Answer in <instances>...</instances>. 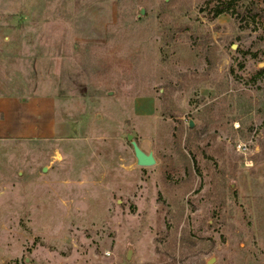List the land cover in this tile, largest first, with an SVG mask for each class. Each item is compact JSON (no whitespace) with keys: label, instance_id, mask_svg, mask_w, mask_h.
<instances>
[{"label":"rangeland","instance_id":"rangeland-1","mask_svg":"<svg viewBox=\"0 0 264 264\" xmlns=\"http://www.w3.org/2000/svg\"><path fill=\"white\" fill-rule=\"evenodd\" d=\"M0 94L66 99L0 139V264H264V0H0Z\"/></svg>","mask_w":264,"mask_h":264},{"label":"crops","instance_id":"crops-1","mask_svg":"<svg viewBox=\"0 0 264 264\" xmlns=\"http://www.w3.org/2000/svg\"><path fill=\"white\" fill-rule=\"evenodd\" d=\"M87 41H96L105 30L107 18L103 13H90ZM66 100L59 94H0V139L52 138L61 135L57 105ZM73 100H77L76 98Z\"/></svg>","mask_w":264,"mask_h":264},{"label":"water","instance_id":"water-1","mask_svg":"<svg viewBox=\"0 0 264 264\" xmlns=\"http://www.w3.org/2000/svg\"><path fill=\"white\" fill-rule=\"evenodd\" d=\"M140 13H143V10H140ZM192 121H189V126H192ZM127 140H129L133 154L136 159V164L140 166H149L155 163V158L151 152L145 153L138 143L133 139V135L128 133L126 135ZM44 169V168H43ZM129 257V252L127 253V258Z\"/></svg>","mask_w":264,"mask_h":264},{"label":"built area","instance_id":"built-area-1","mask_svg":"<svg viewBox=\"0 0 264 264\" xmlns=\"http://www.w3.org/2000/svg\"><path fill=\"white\" fill-rule=\"evenodd\" d=\"M236 149L242 154H247L250 152L249 145L245 142H238L236 144Z\"/></svg>","mask_w":264,"mask_h":264},{"label":"trees","instance_id":"trees-1","mask_svg":"<svg viewBox=\"0 0 264 264\" xmlns=\"http://www.w3.org/2000/svg\"><path fill=\"white\" fill-rule=\"evenodd\" d=\"M222 12H224V9H223V8H218V9L216 10L215 14L218 15V14H220V13H222Z\"/></svg>","mask_w":264,"mask_h":264}]
</instances>
